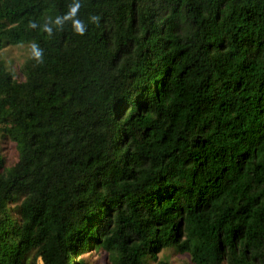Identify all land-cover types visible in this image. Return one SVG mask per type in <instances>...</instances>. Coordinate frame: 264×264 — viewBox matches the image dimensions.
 I'll use <instances>...</instances> for the list:
<instances>
[{
	"label": "trees",
	"instance_id": "16d2710c",
	"mask_svg": "<svg viewBox=\"0 0 264 264\" xmlns=\"http://www.w3.org/2000/svg\"><path fill=\"white\" fill-rule=\"evenodd\" d=\"M16 45L0 264H264V0H0Z\"/></svg>",
	"mask_w": 264,
	"mask_h": 264
},
{
	"label": "rangeland",
	"instance_id": "374dc122",
	"mask_svg": "<svg viewBox=\"0 0 264 264\" xmlns=\"http://www.w3.org/2000/svg\"><path fill=\"white\" fill-rule=\"evenodd\" d=\"M29 55L30 48L26 45L9 46L0 51V60H2L7 68H9V70L16 75V78L19 81H22V76L19 74L20 67L23 65ZM0 154L5 158L7 165L13 164L17 157L13 145L7 140H0ZM164 255H167V260L170 264H187L189 262L187 256L175 255L172 252H162L158 255L157 261H159ZM78 259L84 260L86 264H101L103 255L100 253L91 252L89 254L81 255ZM36 264L42 263L40 260H38ZM147 264H155V262L148 260Z\"/></svg>",
	"mask_w": 264,
	"mask_h": 264
},
{
	"label": "clouds",
	"instance_id": "9594fccd",
	"mask_svg": "<svg viewBox=\"0 0 264 264\" xmlns=\"http://www.w3.org/2000/svg\"><path fill=\"white\" fill-rule=\"evenodd\" d=\"M78 6H79L78 4L77 5H74L72 7V9H71V13L74 14L75 11H76V9L78 8ZM57 22H59V21H57ZM74 24H75L76 29L82 34L83 31H84V25L82 24V22H80V21H74ZM36 55H39V52H37Z\"/></svg>",
	"mask_w": 264,
	"mask_h": 264
}]
</instances>
